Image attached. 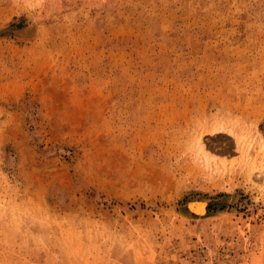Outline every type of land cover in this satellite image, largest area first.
Masks as SVG:
<instances>
[{"label": "rangeland", "instance_id": "obj_1", "mask_svg": "<svg viewBox=\"0 0 264 264\" xmlns=\"http://www.w3.org/2000/svg\"><path fill=\"white\" fill-rule=\"evenodd\" d=\"M0 264H264V0H0Z\"/></svg>", "mask_w": 264, "mask_h": 264}, {"label": "bare ground", "instance_id": "obj_2", "mask_svg": "<svg viewBox=\"0 0 264 264\" xmlns=\"http://www.w3.org/2000/svg\"><path fill=\"white\" fill-rule=\"evenodd\" d=\"M201 147H202V144H201ZM190 207H192V209L195 211L196 214L204 215L206 212V205L201 202L193 203L192 206Z\"/></svg>", "mask_w": 264, "mask_h": 264}]
</instances>
